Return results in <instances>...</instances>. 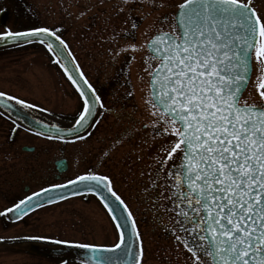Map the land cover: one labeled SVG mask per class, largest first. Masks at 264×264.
Instances as JSON below:
<instances>
[{"label": "snow or ice", "instance_id": "snow-or-ice-1", "mask_svg": "<svg viewBox=\"0 0 264 264\" xmlns=\"http://www.w3.org/2000/svg\"><path fill=\"white\" fill-rule=\"evenodd\" d=\"M160 23L139 46L146 51L150 126L156 136L172 137L159 150L156 180L145 188L156 193L151 207L167 217L169 230L190 253L192 264H264V16L253 0H180L174 14ZM58 32L50 27L6 30L0 41L38 40L57 57L55 63L78 93L75 122L68 128L33 123L53 133L48 139L65 140L67 134L83 140L80 133L95 127L90 118L104 104L74 58L69 63L76 65L79 79L61 62L72 53L66 52L69 46ZM128 48L137 50V45ZM12 101L27 109L38 107L0 91V117L13 109ZM77 184L100 197L116 229V242L26 239L88 249L81 264H143L137 220L105 174L87 171L65 184L41 187L4 208L0 217L19 221L43 201L52 203L49 192L64 199L57 190ZM70 194L77 193L73 189Z\"/></svg>", "mask_w": 264, "mask_h": 264}, {"label": "rangeland", "instance_id": "rangeland-1", "mask_svg": "<svg viewBox=\"0 0 264 264\" xmlns=\"http://www.w3.org/2000/svg\"><path fill=\"white\" fill-rule=\"evenodd\" d=\"M179 2L0 0V12H5L0 21V32L21 31L28 27L59 29L58 34L68 44L88 81L101 91V97L120 94L105 84L124 80L122 68L127 65V77L132 79L133 96L140 107V95H146L148 77L143 60L146 51L139 46L155 28L161 27L160 22L165 16L174 14V6ZM253 7L264 16V0H253ZM130 44L137 45V50L128 48ZM136 79L143 83L140 94ZM0 91L35 104L61 120L73 119L79 110L77 92L46 48L38 43L0 51ZM114 120L106 117L94 138L72 144L40 137L13 125L4 116L0 117V212L41 187L62 184L83 174L87 168L84 160L87 146H96L95 141L102 136L110 140L118 132L113 126L108 130ZM147 120L142 118L139 122ZM14 127L15 132L12 131ZM171 139L170 136H155L156 155ZM126 143L132 147L131 142ZM126 143L118 142L122 146H127ZM22 146L34 149L28 152L22 150ZM58 158L66 159L67 169L56 178L54 160ZM92 166L99 171L98 165L93 163ZM135 185L137 182H126L119 173L113 178L114 190L121 194L137 220L143 241V264H192L190 253L167 229V217L154 211L150 204L152 197L137 194ZM24 186H27L26 191ZM28 236L103 245L114 244L117 240L112 220L91 194L40 207L19 221L0 217V264H60L61 260L67 264H81L65 256L42 253L43 245L39 243L3 242Z\"/></svg>", "mask_w": 264, "mask_h": 264}, {"label": "flooded vegetation", "instance_id": "flooded-vegetation-1", "mask_svg": "<svg viewBox=\"0 0 264 264\" xmlns=\"http://www.w3.org/2000/svg\"><path fill=\"white\" fill-rule=\"evenodd\" d=\"M123 79L122 81L118 79L110 81L109 83L106 81L108 84L105 82L106 86L116 89L120 94L101 97L104 107L101 108L100 118L85 139L88 138V140H91V138L95 137L96 131L101 129L100 123H102L103 120L105 121L106 117L115 119L109 124L108 130L113 126L118 128V132L111 136L110 140L102 136V139L95 141L96 146H87L84 155V160L87 162L85 172L94 171L99 174L108 175L112 183L113 178L117 177L119 173V176L125 177L126 182L133 184L137 182V185H135L137 194L144 195L147 198L151 196L153 199L155 192L150 191L146 193L145 188L152 180H156L157 178L156 170L159 166L157 161L161 158L162 153L159 152L157 155L155 153L154 138L156 135L153 128L150 126L152 118L149 115L148 106L145 104L146 95L144 96L141 94V97L139 96L141 98L139 107L138 102L133 96L132 79L130 80L126 77ZM136 81V87L140 94V92L143 91V83L138 79H136ZM129 93H131V95H129ZM98 94L101 96V91H98ZM102 117L104 119H102ZM142 118H148V123L139 122ZM145 125L148 126L145 127ZM79 141L80 140H77L71 143L74 144ZM118 142H131L132 147H129L130 144L128 143H126L127 146L119 145ZM143 145L145 146L143 147ZM149 151H151V153ZM138 157L142 159L139 158V160ZM93 163L99 166V171L93 168ZM119 195L121 196V194ZM122 199L124 198L122 197ZM166 226L169 230L168 224ZM170 233L172 232L170 231Z\"/></svg>", "mask_w": 264, "mask_h": 264}, {"label": "water", "instance_id": "water-1", "mask_svg": "<svg viewBox=\"0 0 264 264\" xmlns=\"http://www.w3.org/2000/svg\"><path fill=\"white\" fill-rule=\"evenodd\" d=\"M33 42L39 43L38 40H34V41L30 42V43H33ZM54 43H56V45L58 47H62V46L59 45L58 41H54ZM24 44H28V43H24L23 42V38L20 41H17L15 43L0 41V50L6 49V48H11V47H16V46H20V45H24ZM67 51H69V50L67 49L66 52ZM50 54L56 60L57 57L53 53H50ZM71 59H73L72 56L69 57L68 60H63L62 59L61 62L68 64V66L72 69V73L71 74L74 75L77 79H79V73H77L75 71L76 65L69 63V61ZM62 71H63V69H62ZM10 103L13 104V109L11 111H9V112H6L4 116H6L8 119H10L12 121L15 120L17 125L21 126L22 128H24L25 130H27L29 132H32L34 134H38V133L43 132L44 133L43 135H39L38 134L39 136H42V137H46L47 138L48 136L53 135V133L46 131L39 124H34L33 123L34 119L36 121H43V123L46 124V125L56 124L59 128H68L75 122L74 120H71V121L61 120V119H59L57 117H54V116H52V115H50V114L46 113L45 111L40 110L38 108L27 109V108H23L20 105H16L14 101H12ZM98 112H99V107H98L97 113L94 114V119L90 118V121H89L90 124H93L94 120L97 117ZM89 129H90V127H88L86 132L82 131L80 133V135L84 136L88 132ZM72 139L73 138L71 136H68L67 134H65V140H63V141H70ZM23 149L24 150H32V147H23ZM54 165H55V168H56L58 173L64 172L66 170V168H67L66 160L63 159V158L54 161ZM56 177H58V175ZM73 189H75L77 194H81V193H85L86 192V190L82 186H80L79 184H77L75 186L68 185L66 188L59 189L57 191L62 192L64 197L66 198V197H69V196H73V195L70 194ZM25 190H27V187H25ZM48 195L53 197L52 203L56 202L58 200H61V199H57L53 195L52 192H49ZM95 195L101 201L100 197L97 194H95ZM42 196H43V194H42ZM44 204H50V203H48L47 201H43L42 205H44ZM113 206H115V205H113ZM117 214H119V213H117ZM6 216H7V218L10 221H15V219L12 216H10V215H6ZM44 243L47 245V248L45 249L46 252H48V253H50L52 255H56V256H65V257L74 258V259H76V260H78L80 262L82 260H85V258L89 254V250L88 249H82V248H78V247H75V246H69V245H56V244H54L52 242H46V241H44ZM112 255H115V253H113Z\"/></svg>", "mask_w": 264, "mask_h": 264}, {"label": "trees", "instance_id": "trees-1", "mask_svg": "<svg viewBox=\"0 0 264 264\" xmlns=\"http://www.w3.org/2000/svg\"><path fill=\"white\" fill-rule=\"evenodd\" d=\"M123 69V71H124V68H122Z\"/></svg>", "mask_w": 264, "mask_h": 264}]
</instances>
